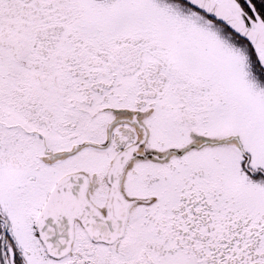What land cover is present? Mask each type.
Here are the masks:
<instances>
[{"label":"snow or ice","instance_id":"snow-or-ice-1","mask_svg":"<svg viewBox=\"0 0 264 264\" xmlns=\"http://www.w3.org/2000/svg\"><path fill=\"white\" fill-rule=\"evenodd\" d=\"M0 264H264V0H0Z\"/></svg>","mask_w":264,"mask_h":264}]
</instances>
